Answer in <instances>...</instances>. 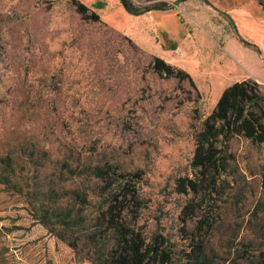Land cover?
Here are the masks:
<instances>
[{"label":"rangeland","instance_id":"374dc122","mask_svg":"<svg viewBox=\"0 0 264 264\" xmlns=\"http://www.w3.org/2000/svg\"><path fill=\"white\" fill-rule=\"evenodd\" d=\"M78 1L126 20L120 0ZM129 1L178 11L188 33L159 52L193 85L158 76L153 48L82 20L70 0H0V264H107L114 240L98 216L116 178L133 175L141 207L128 222L148 240L164 236L183 259L195 237L208 264H263L264 143L232 139L220 197L174 186L191 177L195 134L222 91L246 79L264 89V0ZM131 15L127 32L150 44L149 17Z\"/></svg>","mask_w":264,"mask_h":264},{"label":"trees","instance_id":"16d2710c","mask_svg":"<svg viewBox=\"0 0 264 264\" xmlns=\"http://www.w3.org/2000/svg\"><path fill=\"white\" fill-rule=\"evenodd\" d=\"M120 3L127 12L140 13L129 0H120ZM70 4L82 20L107 27L98 14L80 1L70 0ZM171 8L164 4L156 6L157 10ZM245 45L250 46L247 43ZM149 67L162 78L176 79L179 82L188 80L193 85L188 73L159 57L152 56ZM235 137H241L253 145L264 143V89L252 79L235 82L225 88L213 111L201 122L194 137L195 148L190 161L191 177L177 178L175 193L182 196H202L206 200L220 197L223 194L221 190H224L230 177L229 167L234 160L230 153V142ZM118 178L121 179L119 186L114 193L109 194L107 205L98 216L99 226L105 225L114 240L113 249L106 259L107 264H208L201 239L186 237L188 250L183 259H178L173 252L174 245L164 236L156 234L148 240L140 230L131 225L129 217L135 220L141 207L138 192L140 178L133 175V180H130L132 185L123 182L122 176H118L116 180ZM0 183H4L1 178ZM259 186L264 195V163L260 166ZM196 207L192 198L184 208V225L193 216ZM199 224L200 227H211L204 221ZM260 259L264 264L263 254H260Z\"/></svg>","mask_w":264,"mask_h":264},{"label":"crops","instance_id":"0c3cea01","mask_svg":"<svg viewBox=\"0 0 264 264\" xmlns=\"http://www.w3.org/2000/svg\"><path fill=\"white\" fill-rule=\"evenodd\" d=\"M90 9L92 10V8ZM116 9L118 15L124 14L126 16V20L124 21V24H130L132 18L135 17L129 14L124 9L121 3H119V7H117ZM237 12L238 11H231V13L233 14H237ZM144 14H146L149 17L148 20L145 21L148 22L147 24L150 27L149 33L153 35L152 42H150V44L148 45H143L139 43V41L134 38V33L127 32L128 27L126 25L123 24L122 26L117 27L114 24H112L110 20V18H112L111 13L108 12L103 16L101 15L98 16L100 17L101 22L110 29L125 35L126 37H128L138 45L144 46L145 48H153L154 49L153 56L159 57L164 61H166L163 55H161V53L159 52V50H161L162 47L165 48L166 46L168 48H173L176 46V44L180 45L183 42L186 34L188 33L187 28L182 22V19L178 11H176L173 8L167 10H150V11H145L143 13H139V15H144ZM168 23L170 25H168ZM261 50L264 51V49L262 48ZM260 54H262V51L261 53L259 52V57ZM261 60L264 62V59Z\"/></svg>","mask_w":264,"mask_h":264},{"label":"water","instance_id":"95a60500","mask_svg":"<svg viewBox=\"0 0 264 264\" xmlns=\"http://www.w3.org/2000/svg\"><path fill=\"white\" fill-rule=\"evenodd\" d=\"M140 13H143V12H140Z\"/></svg>","mask_w":264,"mask_h":264}]
</instances>
